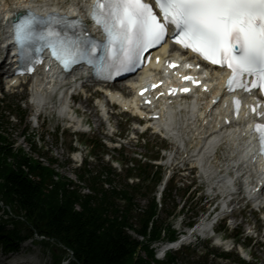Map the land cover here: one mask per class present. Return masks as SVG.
<instances>
[{
    "label": "snow or ice",
    "instance_id": "6c2138e0",
    "mask_svg": "<svg viewBox=\"0 0 264 264\" xmlns=\"http://www.w3.org/2000/svg\"><path fill=\"white\" fill-rule=\"evenodd\" d=\"M90 18L103 40L92 37L79 17L45 18L27 11L13 26L20 58L35 63L34 53L47 48L65 70L83 63L112 79L135 71L143 65L145 52L171 39L227 68L228 92L264 91V0H93ZM240 103L234 99L237 115ZM253 132L264 155V124H256Z\"/></svg>",
    "mask_w": 264,
    "mask_h": 264
},
{
    "label": "trees",
    "instance_id": "16d2710c",
    "mask_svg": "<svg viewBox=\"0 0 264 264\" xmlns=\"http://www.w3.org/2000/svg\"><path fill=\"white\" fill-rule=\"evenodd\" d=\"M0 140L5 138L0 135ZM15 157L18 164L25 161L20 156ZM33 169L42 177L38 183L29 180L19 165L17 169H12L5 161V153L0 151V201L25 219L10 218L9 221L0 222V243L5 249L16 247L20 239L31 233L32 227L70 249L76 260L70 264H149L141 258L134 260L140 244L127 235L123 227H131L137 234L148 235L151 239L158 237L160 230L156 223L148 232V223L155 213L153 200L138 215L139 227H133L129 222L132 197L128 191H121L128 204L122 218L109 219L105 213L111 201L105 193L101 198L96 195L80 197L76 191L68 192L60 181L45 192L44 185L52 171L37 165ZM91 186L93 190L100 191L95 177L91 178ZM77 201H80V210L74 209ZM7 222L13 224L12 229H5ZM23 229L26 233L22 235ZM143 249L149 257L152 256L146 245H143ZM168 258L169 261L174 259L173 256Z\"/></svg>",
    "mask_w": 264,
    "mask_h": 264
},
{
    "label": "rangeland",
    "instance_id": "374dc122",
    "mask_svg": "<svg viewBox=\"0 0 264 264\" xmlns=\"http://www.w3.org/2000/svg\"><path fill=\"white\" fill-rule=\"evenodd\" d=\"M25 95H21V98H15L12 101V105H17L19 101L20 105V109H18L19 112L24 113L25 115L29 116L33 110V107H26L25 103L26 100H24ZM81 101V100H80ZM78 105V104H77ZM81 108V107H80ZM82 110V108H81ZM91 118V117H90ZM93 118V117H92ZM95 118V117H94ZM127 117L125 116H121V117H117L115 118V120L117 121V123H119L120 127L123 130L128 129V125L127 123H124L125 119ZM57 121L54 118L53 120L47 121L45 123V125L39 127L37 130L34 131V136H39L41 133L44 134V138L49 139V140H53L54 143L57 145V151L60 154H63V156L65 157L64 159L67 158L68 152L73 151L72 150V145L74 146H79L80 149H82V154H85L86 152L89 154L88 157V163L86 168L92 171V174L95 173H99L101 171L102 167H108L110 165V163L108 162L109 158L112 157L113 159H118L120 161L117 171H115L116 174H118L119 178H117L118 176H115V183H117V186L120 187H124L125 183L130 182L131 179L127 180V172L128 169L130 167H132L134 164H136L137 162L139 163H145L143 162L144 160H137L140 156L142 157H148V158H153V157H157V159H160L162 157V153L161 151H158V147L160 148L159 145V139L150 135L144 136L141 144H139L138 146H123V150L121 151H115V150H108L106 149L104 146H99L96 147V145L91 148L89 141L91 142H98V144H101V140H103V135H101L102 131L104 130L105 127V123L103 122V124L101 125V127H96V124L91 123V131L88 132L87 134H74L73 133V129H82V125L79 128H76L72 125V122H70V126L72 128H68L66 130V127L63 128L65 126L64 124V120L62 123V128H57L56 129V124L58 122H60L59 118L57 117ZM91 120V119H90ZM94 120V119H93ZM3 128L8 129V132L6 133L7 136L9 137V139H15V138H19L20 137V132L24 129H27V137L31 136L32 133V129L29 128L28 125V121L27 119L21 121L18 125L15 124H9L7 126H3ZM99 128V129H97ZM57 132L55 133V135L51 136L49 132H53V131ZM83 130V129H82ZM81 130V131H82ZM126 135V134H125ZM102 136V137H101ZM129 136L127 135V138ZM83 142V143H82ZM46 143H48V141L46 140ZM82 144H89L87 145L86 148H84L83 146H81ZM108 153V155L106 154ZM86 155V154H85ZM136 157V158H134ZM130 158H134V159H130ZM125 160V161H122ZM129 160H131V162H129ZM164 162V158L162 160ZM115 165V163H114ZM58 169V168H57ZM159 170L163 171L164 174L167 173V170L165 168L160 169ZM59 171H61L63 173V171H69L68 168L65 166L63 169H60ZM183 175H185V173H182ZM135 175V174H133ZM130 176L132 177V181L134 183L139 182L138 179H136L135 176ZM181 175L180 174H175L174 175V185H175V190L171 193L170 196L166 194L167 200L165 204L161 205L160 211L158 212V220L162 221V222H166L167 221H171L173 220V218H171L169 216V213L172 210V200L176 203H178L179 205L181 204V201L187 198V195H184V189H181L180 186L183 183V181H180ZM193 178H195L193 176ZM176 183V181H178ZM127 181V182H126ZM151 182L145 183L143 184V186L145 187H151ZM196 185H200V183L196 182ZM202 186V185H200ZM159 186L155 187V192L157 193V189ZM195 186H192L189 190V192H191L192 189H194ZM152 191V190H151ZM141 194L136 193L135 194V202L140 204L141 206H145L149 200V196L151 195V193H149L150 191H148L146 188L141 189L140 190ZM148 193V194H147ZM145 194V196L143 195ZM199 195V193H198ZM203 196H204V192H203ZM195 199H197V195L195 194ZM182 199V200H181ZM195 201V200H194ZM162 202V200H161ZM205 203V201H203V204ZM193 204V205H192ZM202 203L199 204V206L203 205ZM204 206V205H203ZM190 207H194V203L190 202ZM179 209V208H178ZM3 209H0V217L3 215ZM184 212V211H183ZM190 215V214H189ZM188 215V216H189ZM251 217L249 215V213L245 214V220L249 221V223L251 224ZM188 218L187 216L185 217V221H187ZM238 222H240V219H238ZM241 227V231L244 229V226H239V228ZM244 233V232H243ZM251 244H253V242H251ZM31 249H38L40 252H38V254L36 255V257L33 258V260H37L38 262H40V264H48L52 262V255L50 252H45V249H43L42 247H31ZM200 248H198V250H200ZM34 250H31L30 253H32ZM250 251L253 253L254 257L257 258L253 263L254 264H263V254L257 249V248H250ZM180 259H179V264H195V262L198 260L197 257H187L186 251L181 252L179 254ZM206 264H224V262L219 263L218 260L214 259L212 256H207L206 259Z\"/></svg>",
    "mask_w": 264,
    "mask_h": 264
},
{
    "label": "bare ground",
    "instance_id": "6f19581e",
    "mask_svg": "<svg viewBox=\"0 0 264 264\" xmlns=\"http://www.w3.org/2000/svg\"><path fill=\"white\" fill-rule=\"evenodd\" d=\"M40 1L46 2V3L49 2V3H54V4H60L63 0H14L13 3L14 2H16V3L14 5H11V6H10L11 2H2V1H0V43L2 42V38H3L4 34L7 33L6 32L7 31V27H8L7 23L9 22L8 18L10 17V14L12 13V10H14L16 8L15 6L16 5H24L25 3H30V4H33V6H36ZM72 2H74V4L79 7V4L82 1L81 0H72ZM49 73H52V72L49 71L47 75H49ZM54 86L56 87V85L53 84L52 87H54ZM35 89H36L35 96L37 95L38 101L49 104L51 99L48 96L49 94H48V91L46 90L45 85L38 84L35 87ZM70 102H71V100H70ZM99 102L100 101H98L97 103H99ZM198 102H199V100H197V103ZM96 106H98V104ZM96 106L90 105L87 99L81 100L79 102V107L82 108V110H81L82 115H85L88 118H90V117L92 118L93 117L94 122L98 126V125L102 124L104 117H103V114L102 115L99 114L98 109L96 108ZM187 106L189 107V105H187ZM52 107H53V109H55V111L57 112V114L59 116H63L65 118L69 119V121L72 122V125L74 127L79 128V127H81V125L83 127V124L80 123L81 119H74L69 114L70 112L67 110V102L66 101H62V99L59 100V101H56V102H54V105H52ZM74 107L77 108L78 106H74ZM187 108L184 111L185 114L189 110V108L188 109ZM194 108H195V105L192 104V106L190 107L189 114H187V115H185V114L184 115H174L173 114V115L167 117L166 120H163L162 123L165 124V125H169L171 132H173V130H176V131H178V133L180 135H182V137H190L189 133L185 131L184 127H188V121L189 120H193V118L190 115L193 114ZM38 110H39V108H38ZM174 120H175V123H174ZM194 127H195L196 130H199V137H204L203 135H204L205 131H201L200 127L198 126V123L195 122V123L192 124V126H189L188 128L191 129V128H194ZM81 130H82L81 128L80 129H75V131H81ZM199 137H196L194 139V147L195 148H197L198 146L201 148V146H202V144L199 141H197ZM204 138L206 140H208V142H207L206 147L201 148L200 152H201V154L203 156H206L211 150V146L209 145L210 140L213 138L212 135H211V132L209 131L205 135ZM220 138H221V140L223 142H225L228 139L225 134L221 135ZM190 148H191L190 145H188L186 147V151H190ZM195 152L196 151H193V154ZM234 152H235V149L232 148V146H229V147H227L226 150H224V152L222 153V156L218 157V162L214 163V165L206 164L202 159H197V163L195 165H200L201 168L203 169L202 171L206 175H211V174L213 175L215 173V171L219 169L218 164L223 165L225 163H228L229 154H231L233 156ZM175 153H178V147L176 148ZM232 156L229 159L232 160ZM215 166H216V169L214 170ZM220 178L223 180L222 183H224V177L220 176ZM224 192L225 193L228 192L227 188H225V187H224ZM199 229H200V231L204 232L207 229V226L204 225V224L200 225Z\"/></svg>",
    "mask_w": 264,
    "mask_h": 264
}]
</instances>
